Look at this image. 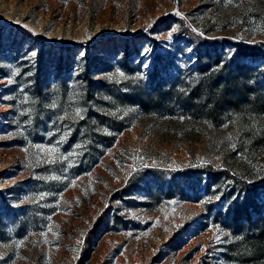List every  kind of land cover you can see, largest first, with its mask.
I'll use <instances>...</instances> for the list:
<instances>
[{
    "label": "rangeland",
    "instance_id": "obj_1",
    "mask_svg": "<svg viewBox=\"0 0 264 264\" xmlns=\"http://www.w3.org/2000/svg\"><path fill=\"white\" fill-rule=\"evenodd\" d=\"M204 42L264 44V0H0V264H230L213 219L233 179L264 178V117L147 96L189 88Z\"/></svg>",
    "mask_w": 264,
    "mask_h": 264
},
{
    "label": "trees",
    "instance_id": "obj_2",
    "mask_svg": "<svg viewBox=\"0 0 264 264\" xmlns=\"http://www.w3.org/2000/svg\"><path fill=\"white\" fill-rule=\"evenodd\" d=\"M201 45L207 47L206 50L198 52L194 72L185 75L191 78L192 85L182 91L179 87L184 80L179 77L161 79L150 85L147 96L151 104L175 105L184 112L212 122H219L224 116L237 114L240 118L249 119L262 126L260 120L264 117V44H238L230 57L218 51L217 42H204ZM242 59L258 63L238 62ZM102 125L112 130H120V126ZM262 133L261 141L264 143V130ZM111 143L110 137L96 139L86 159L79 161L77 171L89 170L96 163V144L109 146ZM202 171L209 185L221 178L233 179L225 170L204 167ZM262 192L264 178L255 181L233 179L231 187L222 193L221 206L213 220L227 229L233 238L226 246L228 258L225 259L230 264H264V197L260 198Z\"/></svg>",
    "mask_w": 264,
    "mask_h": 264
},
{
    "label": "snow or ice",
    "instance_id": "obj_3",
    "mask_svg": "<svg viewBox=\"0 0 264 264\" xmlns=\"http://www.w3.org/2000/svg\"><path fill=\"white\" fill-rule=\"evenodd\" d=\"M77 115H79V109H77ZM43 150V149H42ZM56 147L55 146H53V147H51V148H49L48 149V152H49V154H51V153H55L56 152ZM79 243V242H78Z\"/></svg>",
    "mask_w": 264,
    "mask_h": 264
}]
</instances>
